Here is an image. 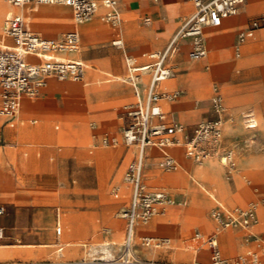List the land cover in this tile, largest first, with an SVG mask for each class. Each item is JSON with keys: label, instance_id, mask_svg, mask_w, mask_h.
<instances>
[{"label": "crops", "instance_id": "1", "mask_svg": "<svg viewBox=\"0 0 264 264\" xmlns=\"http://www.w3.org/2000/svg\"><path fill=\"white\" fill-rule=\"evenodd\" d=\"M34 4L36 3H31L28 5ZM9 5L10 7L4 14L2 24L3 35L6 39L4 42L0 43V49L11 47L14 45V41L11 36H9L4 31L5 17L11 10L21 12L27 20V27L31 31L43 36L39 31H36L34 29V24L31 17L23 10L26 8L35 9L39 5H47H26L22 8H13L10 2ZM9 5L5 3L3 8ZM53 5L56 7L51 8V10H44L46 15L51 16V19H45L44 22H41V25L44 26V29L47 31L49 29L54 30V32L57 34V37H43L60 39L66 33L65 32L62 35L58 36L60 34V31L64 28H67L68 25V21L66 19V13L68 14V12L65 9H69L72 11L73 19L75 20L74 13L72 8L68 5ZM3 8L1 9V13ZM63 8L65 9L62 10ZM120 8L123 17L121 34L124 40V48H117L121 49L123 52L127 74L125 77H122L120 75H114L113 73L106 72V75L114 76V79L116 80H123L130 86L127 84L119 83H114L111 85H98V83H95V80L94 82L90 80L89 73L92 70H95L96 67L92 64H88L87 60L82 55H80V48L78 52L63 53L61 54V56L67 59H76L83 61L86 64L85 72L88 69V73L86 74V76L84 75L85 79L80 81H60L59 79H56V77H51V79L49 78L47 80V85L44 87L39 96L35 98H23L21 109L16 116L12 118L0 116V123L2 125L14 128L5 130L7 137L11 138L15 136L16 139L39 138L43 139L46 142L44 157L42 159H37L34 154H32V156L30 157V170L35 171L38 170L39 167H41L42 169L55 168L60 178H68L69 166L66 163L62 162L56 168L53 167V164L51 162L52 154H55L56 152L55 149H53L49 144H51L52 140L59 139L62 136V132L50 131L47 127V121L51 119H58L63 123L69 125L70 123L73 124L77 121L87 119L85 111L79 112L80 114L83 113L80 115L74 110L73 104L67 101V95L76 96L77 98L79 96H84L88 104L91 107L93 106L94 108L100 106L102 104L101 102L104 99H107L108 96L118 98L122 97L127 99L128 101H133L132 103L137 102L138 98L135 94V89L133 85L127 80L129 71L125 56L128 54L137 59V63L139 66H145L154 63L156 59L151 55L156 52L164 51L171 43V41L175 38L184 21L195 11V5L192 0H121ZM105 11L106 9L102 6L92 20L83 23H77L75 21V26L70 30L79 31L81 35V43L83 39V32H85V34H92L95 32L96 28L94 25V21H99L100 23L108 26L110 41L112 43L113 39L116 37L117 31L111 26V24L103 19ZM124 15L126 16V18ZM261 15H264V0H246L245 4L242 6L238 14L229 16L223 21L220 26H206L204 28V38L206 40V43L207 39L205 36V30L207 29V32L209 34H215V39L211 45V48L213 50V70L210 69V63H208V60H204L202 62L200 61L206 57L199 60H195L190 57V52L193 49V39L191 37H183L178 39L175 50L167 60L168 65L173 69L174 77L166 81L173 79V82L171 83L169 88L163 86L166 81L160 82L158 85V91L162 92L179 90L183 92V94H181L178 99L174 100L181 101L178 105L175 106V113H172L166 107V102H168L167 100L163 99L160 101V105L165 113L164 122H171L172 120H175L178 122V124L184 125V127H188L199 123L201 120H204V114L210 109L209 89L214 83L225 85L226 89L229 91L227 97L225 98V102L227 105H229L230 114L239 115L244 111L250 110L255 112L263 111L264 105L262 98H264V27L258 29L253 37H250L244 44H242L239 56L231 60L234 45H237L238 43L239 34L249 27L251 21L254 18H257ZM89 43L90 41H85V44L89 45ZM207 48L209 55L208 43ZM257 48H259L258 51ZM112 52H115V50H112ZM27 58L32 62L38 63L42 61L41 58H38L36 56H28ZM101 59L102 58L96 56L88 57V60L91 61V63L98 62ZM215 64L217 66L216 71ZM205 67H208L210 69V72L200 74L199 76L207 80L208 87L200 91L199 87H194L192 85V81L198 76L197 71L200 69H204ZM246 67H255L254 72L259 76V80L254 84H235L233 77L236 71ZM151 78V72H144L140 78L139 86L143 96H145L147 93ZM108 80L111 81L112 79L108 78ZM48 99H52L51 102H48ZM247 114H252L253 117L257 120V118L254 116V113L247 112L245 116ZM33 117H39L43 119L44 122L41 124H36L38 120ZM223 117L226 121L225 112L223 114ZM29 121H31V123ZM100 121L102 126H105L108 123L104 118H102ZM16 126L17 128H15ZM56 129H59V125H56ZM74 129L75 127H73V125H69V130L71 132H73ZM84 130L86 133L90 132V129L88 127H85ZM179 137H181L180 134L178 135V138ZM226 144L227 142L224 141V145ZM127 147L129 149H132V161L137 154V147ZM173 148L170 147L169 150V147H167L163 150L157 147V155L151 158L145 169L149 168V163H151L153 159H156L158 162V160L164 156V153H168L177 159L176 155L172 151ZM183 150L186 155L185 147H183ZM128 151L126 152L125 159L126 157H128ZM58 156H60L59 153ZM83 156L84 158H86V160L88 157L87 161L90 162V157L88 155L83 153ZM186 157L190 159V161L187 162V167L189 168L190 174H188L187 170H182L174 174H162L158 173L155 168H149V171L146 174V178L144 174V182H163L169 184L170 187L173 188L175 194L178 193L177 196L179 198L176 197L177 201L187 204L189 215H198L200 209H205L207 211V215L213 223V229L208 232H205L197 227L187 229L185 232V242H180L179 233L176 232L174 240L176 247L172 243L170 246L160 249L148 248L143 246L141 243V238L142 236L146 235L167 237L171 242V237L163 234L168 232H161V229L158 227V222L171 218V215H169V208H167L164 214L155 216L148 224L139 222L136 225L134 239L135 254L142 259L166 260L177 263H190L195 260H201L205 264H211L209 249L204 245L203 239L196 237L197 233H201L203 236H208L215 232L216 223L210 215L211 209L217 207L218 205H224L227 207H246L249 204L258 201L260 202V210L259 212H257V220L254 222L255 224L253 225V229L251 230L249 228L247 230L244 228L233 227L230 237L226 234L228 229H225L219 234V241L222 253V247H224L229 255H234L239 252L236 255L238 256L239 254L246 253L249 250L255 251L259 255H264V154H262L258 159V166H256L255 163L253 164L251 160L243 161V164H241V168L236 171L237 175L233 174L232 179L228 178L226 166L220 164L219 161L215 163V160H212L211 163H207L204 169H198L199 163L189 158L187 155ZM43 160H46L48 163H43ZM0 171L2 172V174H4L3 176H6L7 178L6 180L2 181V185L0 184V187L5 188L3 189V191L0 190V194H3L4 197L8 200L7 203L2 204H8L9 207V211L7 212V214L0 216V226L5 227L6 234L8 232V234H10L14 239L21 240L23 242L21 243V246L25 245L26 247H39V244L41 242L51 240L54 241V246H59L58 249L62 251L66 246L65 242H63L62 240L65 226L63 218L64 212L62 210V207L59 205H54L53 207L48 205L37 208L34 212H31L30 208L18 206L17 204L19 202H22V199H26L25 195H27L28 191H22L21 189V191L17 193L16 191L11 190L12 186H15L16 182H34L36 176L34 174H28L26 176L19 177L18 175L20 174L21 169L16 168L13 165L7 166L6 159H4L2 156V150H0ZM200 174H203V176H201ZM73 176L75 177L76 174ZM247 176L250 177L249 182L244 181V178ZM209 178L214 179L217 183L215 184V182H212ZM124 182L125 183L123 186L125 187L124 189L128 198L126 200L127 203L121 210L120 218L124 220V222H126V230L124 242L121 246V250L118 256L123 252L127 236L128 222L127 219L122 216V212L129 207L132 197V186L125 180ZM241 182H243V184L245 185L241 191V196L244 201L248 202L246 204H242L236 199V194L239 190V185ZM200 183L206 184L210 190L213 188L215 192H217V194L222 199H224V201L218 198L217 195H215V199L212 198L206 191L203 190ZM146 187L150 190L163 189L170 194L167 188L162 185H146ZM179 187L183 189L182 192L180 190L177 191ZM122 188L120 190L113 191L115 199H119L117 197L122 193ZM226 192L227 196L226 198H224L223 194ZM210 207L211 209L209 210ZM174 211L178 210L175 209ZM173 219H175L178 223H181L184 219V214L180 213L178 214V216H176V218ZM51 221L53 227L50 230ZM118 224L119 222L114 223L115 228ZM59 225L62 227L61 234H58L57 232V228ZM50 232H52V237H50ZM169 234L171 235V233ZM249 235L252 236L250 239L248 238ZM16 245L18 244H9L8 246L1 247L0 258L13 256L18 253L25 255L31 254L32 256L37 257L40 253L45 252V250L43 249L45 247H39L40 249L38 251H32L30 253L26 251L18 252L16 250H8L10 247L13 248ZM82 245L86 246L87 244L84 243ZM149 252L157 253V256H150ZM172 252L176 255V258L174 259L170 257ZM183 253L188 255V257L190 258L189 261L179 260ZM13 261L23 260L0 259V262ZM30 261L34 262L38 260L36 259Z\"/></svg>", "mask_w": 264, "mask_h": 264}, {"label": "rangeland", "instance_id": "2", "mask_svg": "<svg viewBox=\"0 0 264 264\" xmlns=\"http://www.w3.org/2000/svg\"><path fill=\"white\" fill-rule=\"evenodd\" d=\"M5 1L7 2V4H9L8 0ZM9 7L10 5L5 6L1 13L0 43L4 42L6 39L2 32V24L4 14ZM70 12L71 17L73 18L72 11ZM94 25L96 28L94 33L85 34V32H83L80 54L87 60L88 64H92L96 67L95 70H92L89 73L90 80H92L93 82L95 80V83H98V85H111L114 83L129 85L123 80L114 79V76L106 75V72H109L113 73L114 75H120L122 77L126 76L127 70L124 63L123 52L121 49H118L117 47H114L112 45L110 41L108 26L100 23L99 21H94ZM74 26L75 23L73 22L67 28L62 29L58 36L72 29ZM34 29L36 31H39L35 27V25ZM43 36L55 38L57 37V34L53 36ZM85 41H90L89 45L85 44ZM207 43L209 46L210 55L204 58L203 61L208 60V63H210V69L213 70V50L211 48L212 43L209 42L208 39ZM258 49L259 48H257V51ZM112 50H115V52H112ZM90 56H96L102 59L98 62L91 63V61L88 60V57ZM238 56L239 55L237 54L235 44L232 52V59H235ZM210 69L208 67H205L204 71L206 73H209ZM216 69L217 66L215 64V71ZM254 69L255 67H246L237 70L233 77L235 84L248 85L256 83L259 80V76L254 72ZM87 71L88 69L85 72V76L88 73ZM85 76L83 77V79H85ZM108 78H111L112 80L109 81ZM193 82L194 80L192 81V85ZM207 87L208 84L206 88ZM210 89V109L204 114V120L215 117L212 99L217 94H220L225 110L224 112L226 114L223 145L224 141L227 142L228 145L226 144L224 146L233 150L237 162L236 168L233 169L234 171L226 167L228 178L232 179L233 174L237 175L236 171L241 168V164H243V161L251 160L253 164L255 163L256 166H258V159L262 154H264V109L262 112H255L250 110L244 111L239 115L230 114L229 105H227L225 102V98L227 97L229 91L226 89L225 85L214 83L213 85H211ZM51 100L52 99H48L47 101L51 102ZM67 101L73 104L74 110L78 114H80L79 112L85 111L87 119L80 121L75 120L77 122L73 124L70 123L69 125H73V127H75L73 132L69 130L68 124L63 123L58 119L48 120L47 127L50 131L62 132V136L59 139L52 140L51 144H49L53 149H55L56 152L55 154H52L51 162L53 164V167H57L62 162L66 163L69 166L68 178H60L57 170L53 169H42L41 167H39L38 170H30V157L32 156V154H34L37 159H42L44 157L46 142L43 139L39 138L16 139L15 136L9 138L6 135L5 130L14 128L7 127L5 125H2L1 123L0 150H2L3 158L6 159L7 166L13 165L16 168L21 169L20 174L18 175L19 177L26 176L28 174H34L36 176L34 182H16V185L12 186L11 190L16 191L17 193L21 191V189L22 191H28L27 195H25L26 199H22V202H19L17 205L30 208L31 212H34L37 208L48 205L51 207H53L54 205L61 206L64 212L63 218L65 222L63 242L69 241L76 243H72L70 246L63 245L65 246V248L62 250V252H55V250L58 249L59 246H53L49 248H43L45 252L40 253L37 257H34L31 254L25 255L18 253L13 256H7L0 259H20L23 261H33L37 259L38 262L43 264H53V261H68V263L77 261L86 262V264H109L110 261L113 258H116V256H118V254L120 253L126 230V222H124V220L120 218V213L122 208L127 203L126 200L128 198L124 189L125 187L123 186L125 183L123 180V176L132 158V149H129L124 143L122 131L126 124V112L133 104V101H128L127 99L122 97L118 98L108 96L107 99H104L101 102L102 104L100 106H97L95 108L93 106L91 107L88 104L84 96H79L77 98L76 96L67 95ZM262 101L264 105V98H262ZM180 102V100L172 101L175 106ZM175 111L176 109L174 107V110H172L171 112L175 113ZM247 112L254 113V116L257 118L258 126L256 128H246L244 116ZM33 118L38 120L36 124H41L44 122V120L39 117ZM102 118L106 119V122H108L105 126L101 125L100 120ZM29 122L31 123V121ZM199 123L193 126L186 127L185 132L180 133L181 137H179V139L181 140V142L186 141V135L193 134L195 128ZM56 125H59V129H56ZM17 126L15 128H17ZM85 127H88L90 129L89 133L85 132ZM106 138L110 140L109 143H105ZM183 147L184 146L181 144L176 145L172 150L179 160V166L176 170L167 171L160 169L157 165L156 159H153V161L149 163L148 167L155 168L158 173L162 174H174L184 170L182 166L183 162L178 157L179 153L183 154L186 157ZM127 151L128 157H126L125 159ZM58 153L60 154V156H58ZM83 153L90 157V162L87 161V156V160L86 158H84ZM208 159H213L220 162V158L218 156H211L209 158L203 159V161L205 162ZM45 161L46 160H43V163H45ZM0 173L2 172L0 171ZM75 174L76 176L74 177L73 175ZM188 174H190V172H188ZM209 179L212 182H215L214 179ZM244 181L249 182L250 177H245ZM1 183L2 182H0V184ZM144 183L147 186L162 185L166 187L167 190L171 193L169 194L170 198L177 199L176 197H178V193L175 194L173 188L170 187V185L167 183L156 182V184L155 182L148 183L146 181ZM216 183L217 182H215V184ZM200 184L203 190L206 191L212 198L215 199V195H217L218 198L224 201V199H222L213 188L210 190L206 184ZM244 186L245 185L243 184V182H241L239 185V189L242 190ZM121 188L122 193L119 195V197H121L123 200L115 199L113 191L120 190ZM3 189L5 188L0 187L1 191H3ZM178 190L182 192L183 189L179 187L177 191ZM226 196L227 194L224 193L223 197L226 198ZM236 199L242 204L248 203L247 201H244L241 195L240 197L236 196ZM7 201L8 200L4 197V195L0 194V202L7 203ZM256 203L258 205L259 212L260 202L256 201ZM5 206V214H7V212L9 211V207L8 204H5ZM175 209L178 211H174ZM210 209L211 207L209 208V210ZM180 213L184 214V219L181 223H178L173 218H176V216H178V214ZM169 215H171V220H162L164 222V227L160 229L161 232H168L163 234L171 237V243L175 247L176 244L174 243V240L176 232L179 233L180 242H185V232L187 229L197 227L205 232L213 229V223L208 217L207 211L205 209H200L198 215L195 216L188 214L187 204L174 205L169 207ZM115 222H119L116 228L114 226ZM227 231H229V229ZM169 233H171V235ZM106 242L112 244L110 247V255H108L104 249V245ZM114 242H117L118 244H113ZM21 243H23L21 240L14 239L10 234H8V232L6 234V237L0 241V244H18L13 248L10 247L8 250H16L18 252L26 251L30 253L32 251L34 252L40 249L39 247L21 246ZM84 243H86L87 245H82ZM222 249L225 257L227 258H232L239 253L238 252L234 255H229L224 247H222ZM149 255L155 257L157 256V253L149 252ZM260 256L264 255L260 254ZM170 257L174 259L176 258V255L172 252ZM189 259L190 258L188 257V255L184 253L179 258V260L181 261H189Z\"/></svg>", "mask_w": 264, "mask_h": 264}, {"label": "built area", "instance_id": "3", "mask_svg": "<svg viewBox=\"0 0 264 264\" xmlns=\"http://www.w3.org/2000/svg\"><path fill=\"white\" fill-rule=\"evenodd\" d=\"M195 11L183 23L182 27L162 52L151 56L156 61L150 65L139 66L137 59L125 56L129 75L127 80L133 85L138 98L126 112V124L123 128V141L127 146H136L137 154L130 162L125 172L124 180L132 186V197L128 208L123 210L122 216L127 219V236L123 252L113 258L109 264H205L201 260L190 263H177L166 260L142 259L135 254L134 239L136 225L141 222L148 224L155 216L166 212L171 201L170 195L163 189L150 190L144 184V171L147 165L148 147L156 146L166 149L171 145H183L186 155L199 162L210 156H218L224 160V165L235 169L237 162L233 150L223 145L225 120L224 107L220 94L213 97L215 117L201 121L192 135H186V141L181 142L177 134L184 133L186 127L177 121L164 122L165 113L160 105L163 99L176 100L181 91H158L160 82L173 75V69L167 60L175 50L179 38L191 37L193 49L190 57L195 60L207 55L204 38L206 26H220L229 16L240 12L246 0H192ZM13 8H22L28 4H64L72 8L77 23L92 20L100 7L106 9L103 19L117 31L112 44L124 48L121 34L123 21L120 8L121 0H9ZM264 27V15L254 18L249 27L239 34L238 52L241 46L255 32ZM4 31L11 36L14 45L0 49V116L14 117L18 114L24 97L39 96L47 85L50 77L59 80H81L85 75L86 64L81 60L67 59L63 53L78 52L81 48V35L77 30L66 32L60 39L45 38L27 27L25 16L21 12L11 10L4 21ZM28 56L41 58V62H32ZM144 72H151L152 78L145 96L142 95L139 81ZM246 127L258 126L252 114L245 116ZM108 138L105 143H109ZM160 169L176 170L177 160L174 156L164 153L158 160ZM6 213V206L0 203V216ZM210 215L216 223L214 233L196 237L203 239L204 245L210 251L211 264H260V255L252 250L238 256L227 258L222 253L219 234L227 227L249 229L257 220L256 204L246 207H227L218 205L211 209ZM62 227L57 228L61 234ZM6 236L5 227L0 226V241ZM252 236L249 235V239ZM141 243L148 248L160 249L171 245L169 238L158 236H142ZM0 264H34L31 261L0 262ZM40 264V263H38ZM42 264V263H41Z\"/></svg>", "mask_w": 264, "mask_h": 264}, {"label": "bare ground", "instance_id": "4", "mask_svg": "<svg viewBox=\"0 0 264 264\" xmlns=\"http://www.w3.org/2000/svg\"><path fill=\"white\" fill-rule=\"evenodd\" d=\"M5 3L7 4V2L5 1V0H0V14H1V9L3 8V6L5 5ZM9 3V2H8ZM9 5V4H8ZM64 5V4H63ZM259 5V4H258ZM28 6H38V4H34V5H28ZM53 7H56V6H54V5H47V6H42V5H39L38 7H36L35 9H30V8H26V9H24L23 11L26 13V14H28L30 17H31V19H32V22H33V24L35 25V27L43 34V35H47V36H53V35H55L56 33L54 32V30H52V29H49L48 31L47 30H45L44 29V26H42L41 24V22H44V20L45 19H51V16H48V15H46V13L44 12V10H48V9H50L51 10V8H53ZM63 7V6H62ZM32 8V7H31ZM69 8V7H68ZM65 8H63L62 10H64ZM61 10V9H60ZM67 12H68V14L66 13V15H67V21H68V25H67V27L69 26V25H71L73 22L75 23V20L71 17V10H69V9H65ZM51 13H52V11H51ZM249 13V12H248ZM57 18V17H56ZM59 18V17H58ZM233 18V17H232ZM27 21V20H26ZM51 22V21H50ZM56 23V22H55ZM60 23V22H59ZM215 29V28H214ZM2 32H3V27H2ZM4 34H5V32H4ZM0 36H1V25H0ZM205 36L207 37V39L209 40V42H211V43H213V41H214V39H215V34H209L208 32H207V29L205 30ZM205 44H206V47H207V43H206V40H205ZM1 47V46H0ZM236 51H237V54L239 55V52H238V46L236 45ZM211 52V51H210ZM207 55H208V48H207ZM207 55L205 56V57H207ZM210 55V54H209ZM233 55H234V53H233ZM231 60H233V59H231ZM201 62L203 61V60H200ZM239 61V60H238ZM194 63H196V62H194ZM101 71V70H100ZM197 73H198V76L194 79V82H193V85L195 86V87H199L200 88V91L201 90H204L205 88H206V86H207V80L205 79V78H201L199 75L200 74H203V73H206L205 71H204V69H200V70H198L197 71ZM174 76L172 75L171 77H169L168 79H171V78H173ZM54 78V77H53ZM120 78V77H119ZM50 79H51V77H50ZM57 79V78H56ZM83 79V78H82ZM81 79V80H82ZM168 79H166V80H168ZM66 80H72V79H65V80H60V81H66ZM166 80H164V81H166ZM73 81H80V80H73ZM173 82V79L172 80H169V81H166L164 84H163V86H166V87H168L169 88V86L171 85V83ZM91 85V84H90ZM83 92V91H82ZM81 92V93H82ZM182 93V92H181ZM164 100H167L168 102H166V107L170 110V111H172V110H174V107H175V105L172 103V101L173 100H168V99H164ZM223 101H224V99H223ZM33 105V104H32ZM42 105V104H41ZM21 106H22V104H21ZM21 106H20V109H21ZM31 107V106H30ZM19 109V110H20ZM164 111V110H163ZM180 126H184V125H181V124H179ZM179 135V133L177 134V136ZM174 146H176V145H171L170 147H174ZM170 147H169V150H170ZM152 148V149H151ZM157 147L156 146H150V147H148V153H149V156H150V158H149V156H148V158H149V160H148V158H147V160H148V162L151 160V158L152 157H154V156H156L157 155V153H158V150L156 149ZM151 149V150H150ZM173 150V149H172ZM179 150V149H178ZM180 151V150H179ZM172 152V151H171ZM98 155V154H97ZM96 157V156H95ZM178 157L181 159V161L183 162V164H182V166H183V168H184V170H187L188 172H190L189 171V168L187 167V162L188 161H190L189 159H187L183 154H181V153H179L178 154ZM211 157V156H210ZM207 158H209V157H207ZM177 160V159H176ZM212 160L213 159H208L207 161H203V160H201V161H199L198 163H199V167H198V169H204L205 168V166L207 165V163H211L212 162ZM215 162H217V161H215ZM224 160H222V159H220V164H222L223 166H224ZM48 162L47 161H45V164H47ZM57 163V162H56ZM178 166H179V162H178V160H177V168H178ZM198 166V165H197ZM57 168V167H56ZM176 168V169H177ZM53 170H56L55 168L53 169ZM233 170V169H232ZM110 171V170H109ZM149 171V168H146L145 169V174H147V172ZM234 171V170H233ZM192 172V171H191ZM194 172H195V170H194ZM234 173V172H233ZM118 174V173H117ZM116 174V175H117ZM4 174H2V173H0V182H2L4 179L6 180L7 178H6V176L4 177L3 176ZM115 175V174H114ZM201 176H203V174H200ZM116 177V176H115ZM86 179V178H85ZM241 191L242 190H238V192H237V194H236V196L237 197H240V195H241ZM20 192V191H19ZM230 192V191H229ZM171 194V193H170ZM225 194H227V192L225 193ZM117 198H119V199H121V200H123L121 197H117ZM254 203V202H253ZM186 203H180V202H178L177 201V199H175V198H171V201L169 202V204L167 205V208H169L170 206H174V205H185ZM255 204H256V207H257V212H258V205H257V203L255 202ZM59 222V221H58ZM255 223H253V225H254ZM253 225L250 227V229L252 230L253 229ZM49 226V225H48ZM53 227V224H52V221H51V223H50V230H51V228ZM158 227L159 228H163L164 227V222L161 220L160 222H158ZM230 228H233V227H227L226 228V230L227 229H229V231H227L226 232V234L227 235H229V237H230V234H231V232H232V229H230ZM45 235V234H44ZM50 237H52V232H50ZM231 239V238H230ZM59 240V239H58ZM62 240H63V238H62ZM170 240V239H169ZM58 243V242H57ZM72 243H76V242H67V241H65V244H66V246H70ZM63 244V243H62ZM113 244H118L117 242H114ZM9 245V244H8ZM7 244H0V248L1 247H3V246H8ZM55 244H54V241H43V242H41L40 244H39V247H45V248H47V247H52V246H54ZM59 245H60V243H59ZM111 243H109V242H106L105 243V245H104V249H105V251H106V253L108 254V255H110V252H111V250H110V247H111ZM14 246V245H13ZM17 246V245H16ZM25 246V245H24ZM55 252H62V251H60V249H57V250H55ZM112 255V254H111ZM261 263H262V261H264V257L263 256H261ZM38 263H40V262H38V261H36V262H34V264H38ZM56 263H59V264H86V262H72V263H68V261H53V264H56ZM41 264V263H40ZM43 264V263H42Z\"/></svg>", "mask_w": 264, "mask_h": 264}]
</instances>
